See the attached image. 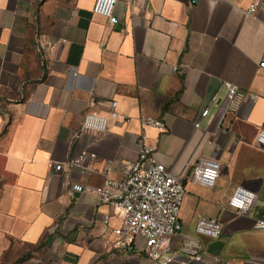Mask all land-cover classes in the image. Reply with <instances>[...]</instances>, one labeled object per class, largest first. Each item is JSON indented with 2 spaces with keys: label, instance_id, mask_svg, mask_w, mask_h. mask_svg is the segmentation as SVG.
Returning a JSON list of instances; mask_svg holds the SVG:
<instances>
[{
  "label": "crops",
  "instance_id": "crops-1",
  "mask_svg": "<svg viewBox=\"0 0 264 264\" xmlns=\"http://www.w3.org/2000/svg\"><path fill=\"white\" fill-rule=\"evenodd\" d=\"M95 1L0 0V264H151L114 245L118 210L66 191L67 183L103 185L109 159H137L141 115L167 125L145 132L158 163L185 186L184 234L205 259L177 254L174 264H264L256 227L264 221V147L256 141L264 129V3L118 0L114 26L93 13ZM225 83L255 98L238 115L213 106L196 129L210 99L225 97ZM112 101L120 118L109 132L82 133L85 116H108ZM85 150L97 155L93 171H50V162ZM199 159L221 164L213 188L193 179ZM111 177H120L117 168ZM237 186L257 195L249 215L228 206ZM202 217L220 220L219 238L197 234ZM181 243L175 237L173 250Z\"/></svg>",
  "mask_w": 264,
  "mask_h": 264
},
{
  "label": "built area",
  "instance_id": "built-area-1",
  "mask_svg": "<svg viewBox=\"0 0 264 264\" xmlns=\"http://www.w3.org/2000/svg\"><path fill=\"white\" fill-rule=\"evenodd\" d=\"M118 0H96L93 13L107 18L112 25L118 24L113 11ZM199 0H190L194 5ZM255 7L250 13H255ZM264 69V62L260 64ZM226 95L221 98L213 96L207 107L201 112L195 123V128L201 127L202 121L208 117L213 106L218 113L238 115L242 105L255 96L248 95L231 83H225ZM117 103L112 101L108 116L87 114L82 121L81 132L87 134L106 135L111 125L116 123L120 115L116 110ZM142 128L138 136V157L135 161L109 159L104 168L105 181L103 185L91 187L84 184H66L67 195L89 193L100 206H108L119 211L120 226L113 229L116 237L115 246L124 247L128 252L143 253L151 264H174L177 254H181L196 262H205L200 242L190 235L184 234L180 219L186 189L178 176L158 163L155 158L156 149L149 143L145 130L155 129L161 133L167 132L164 120L141 115L138 119ZM126 124L130 119H125ZM257 143L264 147V129L257 135ZM97 155L83 151L76 158L66 163L50 162L49 168L54 175L66 173L71 175L75 168H83L85 172L93 171ZM117 168L120 177H111L113 169ZM221 164L216 160L199 159L193 169V179L206 188H213L220 177ZM257 200V195L251 190L237 186L228 199V206L238 215H249ZM109 216L103 218L108 225ZM257 229L264 230V221H258ZM198 235L217 239L222 233V223L216 218L199 219L196 227ZM181 235L182 243L178 251L172 248V241ZM139 239L143 241L140 246ZM209 264V263H208ZM214 264V263H210Z\"/></svg>",
  "mask_w": 264,
  "mask_h": 264
},
{
  "label": "trees",
  "instance_id": "trees-1",
  "mask_svg": "<svg viewBox=\"0 0 264 264\" xmlns=\"http://www.w3.org/2000/svg\"><path fill=\"white\" fill-rule=\"evenodd\" d=\"M26 259H27V257H24V258H22L20 261H18V263H23V262L26 261Z\"/></svg>",
  "mask_w": 264,
  "mask_h": 264
},
{
  "label": "rangeland",
  "instance_id": "rangeland-1",
  "mask_svg": "<svg viewBox=\"0 0 264 264\" xmlns=\"http://www.w3.org/2000/svg\"><path fill=\"white\" fill-rule=\"evenodd\" d=\"M262 3H264V0H260Z\"/></svg>",
  "mask_w": 264,
  "mask_h": 264
}]
</instances>
